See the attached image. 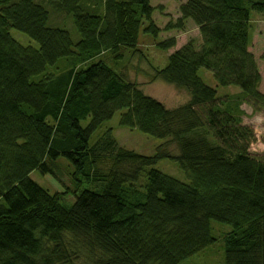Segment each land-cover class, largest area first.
<instances>
[{
  "label": "trees",
  "instance_id": "1",
  "mask_svg": "<svg viewBox=\"0 0 264 264\" xmlns=\"http://www.w3.org/2000/svg\"><path fill=\"white\" fill-rule=\"evenodd\" d=\"M184 1L164 31L192 22L202 44L187 43L156 70L191 97L169 110L107 63L136 51L143 26L161 33L151 0H0V264H181L216 242L212 221L232 228L226 264H264V158L249 152L253 132L230 107L238 98L221 101L199 75L239 88L254 111L264 106L249 52L251 11L264 14V0ZM118 112L121 127L167 140L155 156L118 149L112 129L90 145ZM61 157L78 185L50 194L30 175ZM104 157L113 158L107 173L95 170ZM166 159L190 182L154 168Z\"/></svg>",
  "mask_w": 264,
  "mask_h": 264
},
{
  "label": "rangeland",
  "instance_id": "2",
  "mask_svg": "<svg viewBox=\"0 0 264 264\" xmlns=\"http://www.w3.org/2000/svg\"><path fill=\"white\" fill-rule=\"evenodd\" d=\"M183 3H185L184 0H151V6L155 8L153 20L161 30V33L157 37H154L152 34L145 33L144 29L146 26H143L136 51L129 50L124 52V58L117 63L107 62L108 55L99 58L105 60L109 67L122 75L126 80L135 84L145 95L161 102L169 110L187 104L191 100V97L188 92L156 79V70L164 69L168 65L169 56L187 43L193 42L196 48H199L202 44L199 30L192 22L186 24L184 31H164L169 23H175L178 20L180 17L179 7ZM251 22L249 52L253 55L262 76L258 90L264 95V61L261 59V56L264 54V14L251 11ZM10 34L24 47L38 48V44L27 35L16 30H10ZM172 38L177 43L174 49L163 51L156 46ZM98 61V59L95 60V62ZM56 68L58 66L49 67V71L53 72ZM199 75L206 85L217 90L221 101L230 102L232 98H238L237 102L241 104L240 107L234 102L230 103V107L234 109L237 115L241 116L242 124L253 132L254 140L249 152L254 157L264 158V106H258L257 111H254L253 106L244 97L240 96L241 90L239 88H223L218 86L212 72L205 69L200 70ZM122 114L123 112H118L111 121L105 123L92 136L90 145L93 146L105 132L112 129L118 149L133 151L143 156H155L158 153V148L165 144L167 140L157 139L145 135L138 130L121 127L120 119ZM89 121V119L81 121V126L85 128ZM169 151L173 155L179 154L175 143H170ZM112 165L113 158L104 157L97 162L95 170L107 173ZM48 167L50 171L46 174L34 171L31 173L30 178L50 194L62 192L67 188L72 191L77 188L78 183L74 176L75 168L69 160L63 157L50 160ZM154 168L180 182H190L187 174L176 162L171 160H162ZM77 178L84 179L82 176H78ZM146 182L144 173L140 183L144 186ZM65 202L72 205L74 197H67ZM231 231L232 228L230 226L212 221L211 235L216 239V242L181 264H226L225 237ZM75 264L83 263L75 262Z\"/></svg>",
  "mask_w": 264,
  "mask_h": 264
}]
</instances>
